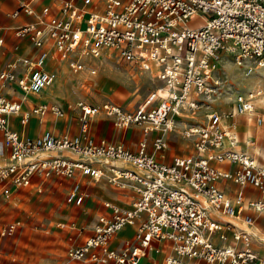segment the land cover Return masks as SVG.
I'll use <instances>...</instances> for the list:
<instances>
[{
	"label": "built area",
	"instance_id": "built-area-1",
	"mask_svg": "<svg viewBox=\"0 0 264 264\" xmlns=\"http://www.w3.org/2000/svg\"><path fill=\"white\" fill-rule=\"evenodd\" d=\"M39 1H24L13 12V16L23 12L35 17L17 27L15 35L28 38L38 52L0 66L4 147L0 148V191L9 197L37 177H69L74 182L66 200L82 205L86 195L77 175L98 180L105 163L109 179L122 187L133 186L138 197L130 206L107 202L110 213L100 215L82 240L70 237L71 259L85 264H139L154 241H170L165 264H264V256L253 247L252 229L253 213L264 214V154L239 148L238 133L224 125L225 113L207 114L206 122L187 120L194 118L188 112L197 114L208 107L220 87L212 65L220 52L233 54L239 64L251 61L264 66V0H53V5L45 3L37 10ZM199 15L201 20L191 24ZM102 50L139 64L167 92L161 94L156 87L133 108L110 100H79L78 134L45 130L28 136L13 128L11 115H18L22 125L32 114L66 115L55 102L23 105L28 95H40L53 82L49 60L67 63L77 74L85 70V55L97 57ZM90 72L95 74L96 68ZM19 93L21 98H15ZM253 107L252 97L240 95L227 117L252 113ZM97 115L120 128L140 127L144 137L138 148L96 141L91 121ZM257 121L262 124L264 119ZM179 122L184 123L182 135L194 151L175 155L171 162L158 158ZM224 137L230 143L225 144ZM222 179L240 185L233 196L219 186ZM247 186L259 195L248 197ZM232 219H241L246 226L239 227ZM137 221L134 238L113 247L116 234ZM15 226L10 223L9 232ZM216 233L222 243L214 239ZM229 233L234 244L225 243Z\"/></svg>",
	"mask_w": 264,
	"mask_h": 264
},
{
	"label": "rangeland",
	"instance_id": "rangeland-1",
	"mask_svg": "<svg viewBox=\"0 0 264 264\" xmlns=\"http://www.w3.org/2000/svg\"><path fill=\"white\" fill-rule=\"evenodd\" d=\"M199 20L200 15L191 20V24ZM102 51L98 57L85 55V70L77 74L65 62H52L50 69L54 75L57 65L61 75H55L53 84L43 93V98L48 100L53 97L67 112L65 118L68 116L71 121L77 120L75 105L79 100L93 103L110 99L133 108L156 87L161 94L167 92L165 88L161 92V82L139 64L121 59L107 50ZM217 58L219 61L213 78L219 80L220 87L210 105L204 106L193 115L194 118L187 120L206 122L207 113L214 111L227 114L236 106L240 95L249 98L252 92L255 95L252 113L227 118L231 126L235 123L240 147L253 153L263 152L264 121L259 124L257 118L264 119V66L257 67L251 61L239 64L229 52H220ZM250 65L253 66L251 71ZM92 68H96L95 74H91ZM183 127L184 123L179 122L169 135L165 150V154H169L166 158L169 162L175 155L194 151L192 143L182 135ZM154 134L151 132V135ZM249 137L252 140L246 144ZM118 163L114 164L122 165ZM35 180L36 183L17 189L9 197L0 191V264H81L70 259L68 241L71 236H77L80 227L93 225L89 220L90 214L89 219H81L85 213L83 206L67 202V191L62 190V185L50 179L37 177ZM134 193L136 197L130 204L137 199L138 192L135 190ZM10 223H16L12 232H9ZM255 235L258 240L264 238L262 233Z\"/></svg>",
	"mask_w": 264,
	"mask_h": 264
},
{
	"label": "crops",
	"instance_id": "crops-1",
	"mask_svg": "<svg viewBox=\"0 0 264 264\" xmlns=\"http://www.w3.org/2000/svg\"><path fill=\"white\" fill-rule=\"evenodd\" d=\"M24 1L27 0H0V39L2 40L0 44V66L5 65L9 61L16 59V57L18 56H33L38 52V49L33 46V44L28 38H19L15 35V29L17 27L27 22L33 21L35 18L33 15H28L23 12H21L20 15L13 16V12L16 9H18L21 6V3ZM45 3H50L51 5H53L54 2L53 0H40L38 3H36V9L40 10L42 5ZM50 66L51 64L48 65L49 69ZM46 91L47 89L44 90L40 95H34L35 98L32 99H30L28 96V98L23 101L24 108H28L29 106H31L32 102L34 101L36 102L49 101V102L58 103L57 101L53 100V97L52 99H48V100L43 98V93ZM15 98H21V93L15 95ZM107 100H104L102 102H105ZM102 102H93V103H102ZM113 102L121 104L116 101ZM121 105L127 107L124 104ZM248 119H251V117H249ZM10 120L12 122L13 128L23 132L28 136H38L41 133H43L45 130H51L54 134L57 135L66 132L71 134H78L80 131V122L78 115H77V120L74 119L71 121L68 119V116L65 118V117H57L52 114H48L45 117H41L38 114H32L27 125H22L20 123V118L18 117V115H11ZM225 122L228 125L230 124L228 119H226ZM233 125L235 126V123ZM234 126H233L234 130L237 131V129ZM91 132L96 141H100L101 139H106L108 141L120 142L133 150H136L138 148L139 142L144 137V135L143 136L141 135L142 129L140 127L136 125H132L126 128H120L117 127L111 119L101 115H97L92 119ZM249 139H252V137H249L246 140V144H249L248 143ZM0 148H4L3 133L1 131H0ZM239 148L245 150L242 147H240V143H239ZM165 153L166 151L157 153L158 158L168 161V159L166 158L169 157V154L168 153L165 154ZM257 153L264 154V151ZM218 166L223 168H230V169L235 168L233 165H229V164H222V165L218 164ZM103 167H104V175L98 180H94L91 176H85L81 174L77 175L76 177V179H78L81 182L82 191L86 195L84 199V203L82 204L83 211L85 213L82 215L81 219L86 220L88 218V215L90 214V219L89 218L88 219L90 220L91 223L93 222V225L100 215L110 213V208L106 205L107 202L116 203L122 206H130L132 205L130 204L132 199L136 197L134 193L135 188L133 186L128 185L122 187L121 185L112 182L109 179L111 172L108 166L104 163ZM49 179L55 181L59 185H62L63 186L62 190L67 191V193L70 190L72 183L74 182V178H69V177L54 176ZM34 183H36L35 179H34ZM218 184L222 189H224V191L227 194L231 196L235 194L236 191L234 190H237L240 187L238 183H233L230 180H225V179L220 180ZM16 191L17 190H14V192ZM245 191L248 197H256L259 195V191L252 186H247L245 188ZM76 206H80V205H76ZM70 209L72 210V208ZM253 214L255 217V223L252 226V229L255 231L256 234L258 233L264 234V214H257V213H253ZM225 219H227V217ZM232 220L239 227L246 226L241 219H232ZM138 223L139 222L137 221L136 223H132L130 226L121 229L112 240L111 245L113 247H119L123 244L124 240L134 238ZM93 225L90 226L89 228L80 227L78 229L77 236L75 237V239L82 240L85 237V235L91 231ZM82 229H84V231ZM217 235H218L217 233L214 235V239L216 240V242L222 243L223 241L220 240L217 237ZM257 240L258 239L253 241V247L259 253V255L264 256V238L261 237L258 241ZM225 243H230V244L235 243V240L231 233L228 234V238L225 241ZM68 244L70 246L71 244L70 240L68 241ZM170 251H171L170 241H154L152 245L147 249L146 254L141 258L139 264H165V257ZM80 263L85 264L83 262ZM189 264H194V262L191 261L189 262ZM200 264H206V263L201 262Z\"/></svg>",
	"mask_w": 264,
	"mask_h": 264
},
{
	"label": "bare ground",
	"instance_id": "bare-ground-1",
	"mask_svg": "<svg viewBox=\"0 0 264 264\" xmlns=\"http://www.w3.org/2000/svg\"><path fill=\"white\" fill-rule=\"evenodd\" d=\"M102 53H103V51H99V52H98V56H101ZM92 56H94V55H92ZM98 56H97V57H98ZM94 57H95V56H94ZM54 60H57V59L53 58V59L50 61V64H52V62H53ZM57 61H58V60H57ZM218 61H219V58H218V59H215V60L213 61V64H212V65H213L215 68H217ZM58 62H59V61H58ZM60 62H61V61H60ZM53 67H54V66H53ZM54 69H55V71H56V74H55V75L60 76V75H61V71H60V69L58 68V65H57ZM55 75H54V78H55ZM53 82H54V79H53ZM53 82L51 83V85L53 84ZM51 85H50V86H51ZM50 86H48V88H49ZM48 88H46V89H48ZM46 89H45V90H46ZM161 90H162L161 92H163V87H161ZM31 96H32V97H35V96L32 95V94H31ZM249 96L252 97V101L254 102V99H255V95H254V93H252V92L249 93ZM213 99H214V98H213ZM213 99H212V100H213ZM253 109H254V107H253ZM66 113H67V112H66ZM180 113L182 114V112H180ZM187 114L190 115V116H191V115H194L193 113H189V112H188ZM207 114H210V113H207ZM175 116H177V117H181V116L178 115V114H175ZM193 117H194V116H193ZM224 118H225V119H224V125H225L227 128L234 130L233 126H231L230 124L228 125V124H226V122H225V120L228 119L226 113H225ZM179 119H180V118H179ZM234 131H235V130H234ZM246 140H247V139H246ZM251 140H252V139H249V140H248V143H249V144H250V141H251ZM224 143H225V144L230 143V140H229L228 137H224ZM115 161H119L120 163H122V165L125 164L124 162H122V161H120V160H111V161H108V162H111V163H113V162H114V163H118V162H115ZM120 163H118V164H120ZM122 165H121V166H122ZM107 166H108V165H107ZM118 166H120V165H118ZM63 225H64V224H63ZM130 225H131V223H128V224H126L123 228L128 227V226H130ZM123 228H122V229H123Z\"/></svg>",
	"mask_w": 264,
	"mask_h": 264
}]
</instances>
